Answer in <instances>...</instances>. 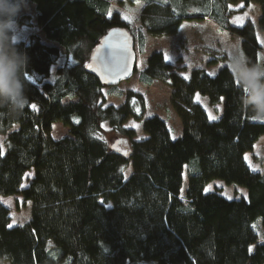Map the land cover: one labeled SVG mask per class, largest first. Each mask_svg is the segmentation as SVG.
Here are the masks:
<instances>
[{
	"label": "trees",
	"instance_id": "obj_1",
	"mask_svg": "<svg viewBox=\"0 0 264 264\" xmlns=\"http://www.w3.org/2000/svg\"><path fill=\"white\" fill-rule=\"evenodd\" d=\"M29 2L43 37L17 40L28 57V104L22 113L0 107V258L7 264H264L257 229L260 220L264 228V173L245 158L264 134V121L253 120L241 103L246 92L235 73L228 66L216 74L195 67L185 77L163 50L150 53L139 80L171 88L183 127L174 138L163 117L148 113L143 92L112 85L124 101L108 103V85L88 69L109 30L127 28L135 42L121 11L109 0ZM128 2L139 6L141 27L151 36L176 34L185 20L211 18L239 36L244 55L259 63L255 24L231 25L228 11L231 4L258 2L264 30V0ZM28 17L22 13L18 22L30 23ZM139 41L145 44L143 32ZM197 94L211 107L224 103L218 120H210ZM130 119L142 123L146 136L135 139V129L126 126ZM57 122L68 134L52 135ZM109 131L128 136L130 150L111 145ZM186 164L191 172L183 198ZM214 179L246 186L248 198L205 192ZM17 195L31 201L30 218L11 225L12 210L2 198Z\"/></svg>",
	"mask_w": 264,
	"mask_h": 264
},
{
	"label": "rangeland",
	"instance_id": "obj_2",
	"mask_svg": "<svg viewBox=\"0 0 264 264\" xmlns=\"http://www.w3.org/2000/svg\"><path fill=\"white\" fill-rule=\"evenodd\" d=\"M112 9H117L122 12L125 19L129 21L130 29L135 39L136 50V68L137 70L133 76L116 84V91L133 89L143 92L148 101V113L158 114L163 117L169 128L172 131L173 137H178L182 134V122L176 113L172 100L171 88L161 81H156L152 85H145L139 80L140 71L144 69L148 56L152 51L163 50L167 59L173 64L174 69L180 72L185 77H189L193 68L203 67L211 74H216L221 67L228 66L234 72L232 63L233 56L237 53L243 54L240 37L231 33L228 29L211 18L185 20L179 31L176 34L162 37H155L147 34L141 27L138 19L139 6L131 4L128 0H109ZM232 11H228V22L231 25L240 26L246 21L251 20L256 28L258 38L261 44L259 52V63H264V30L260 28L259 18L261 16V6L258 2H253L249 6L244 7L242 2L231 4L229 7ZM28 13L29 22H18L17 40H27L32 33L40 34L43 37L41 28L35 23L34 6L29 2V7L21 12ZM27 15H24L25 19ZM26 20V19H25ZM143 32L146 38L145 44L140 45L139 34ZM225 55V57H224ZM218 58L217 63H210L214 58ZM64 58L59 60L62 64ZM258 63V64H259ZM57 65H54L52 72L55 71ZM235 73V72H234ZM239 80V76L236 75ZM52 75L50 80L52 81ZM241 81V80H240ZM105 94L108 103L116 105L124 101L123 96H118L112 88L107 86ZM195 100L201 103L208 111L211 121H216L224 112V103L217 107H211L206 96L197 94ZM255 121H264V118H258L255 114L252 116ZM127 127L135 129V139H140L146 136L142 128V123L130 119L126 123ZM108 127V126H106ZM69 128L57 122L53 125L52 135L55 138L62 137L68 134ZM108 142L121 149L130 150V138L123 134H116L111 131L106 134ZM4 136L0 135V143H3ZM4 148V147H3ZM245 158L251 169L264 173V134L255 142L252 150L245 154ZM190 165L186 164L183 185L181 188V197L185 198L186 189L191 170ZM132 166H128L125 170V175L128 177L132 173ZM196 170V169H195ZM192 169V171H195ZM32 176L29 172L26 176L24 186L28 179ZM217 191L228 198H248V189L246 186L237 183H227L223 179H214L205 187V192ZM2 201L7 204L12 210L11 225L23 224L30 218L31 201H26L22 195L2 198ZM258 224H261V220ZM257 229L264 238V228L258 226ZM0 264H7V261L0 258Z\"/></svg>",
	"mask_w": 264,
	"mask_h": 264
},
{
	"label": "clouds",
	"instance_id": "obj_3",
	"mask_svg": "<svg viewBox=\"0 0 264 264\" xmlns=\"http://www.w3.org/2000/svg\"><path fill=\"white\" fill-rule=\"evenodd\" d=\"M28 7L29 0H0V107L6 106L14 113H22L29 102L23 78L28 57L19 50L16 35L18 17ZM232 63L242 86L248 89L241 103L258 118H264V63L252 62L239 53Z\"/></svg>",
	"mask_w": 264,
	"mask_h": 264
},
{
	"label": "water",
	"instance_id": "obj_4",
	"mask_svg": "<svg viewBox=\"0 0 264 264\" xmlns=\"http://www.w3.org/2000/svg\"><path fill=\"white\" fill-rule=\"evenodd\" d=\"M136 50L127 28L109 30L92 52L88 69L108 86L131 78L135 71Z\"/></svg>",
	"mask_w": 264,
	"mask_h": 264
},
{
	"label": "snow or ice",
	"instance_id": "obj_5",
	"mask_svg": "<svg viewBox=\"0 0 264 264\" xmlns=\"http://www.w3.org/2000/svg\"><path fill=\"white\" fill-rule=\"evenodd\" d=\"M233 70H234V72L236 73V68H234ZM236 83H237V85H240V83H241V82H240V79L237 80ZM243 90H244L245 92L248 91L247 87H243ZM210 118H211V117H210Z\"/></svg>",
	"mask_w": 264,
	"mask_h": 264
}]
</instances>
